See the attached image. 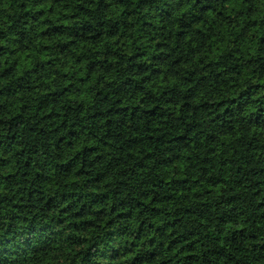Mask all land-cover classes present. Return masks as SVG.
Returning <instances> with one entry per match:
<instances>
[{
  "label": "clouds",
  "instance_id": "9594fccd",
  "mask_svg": "<svg viewBox=\"0 0 264 264\" xmlns=\"http://www.w3.org/2000/svg\"><path fill=\"white\" fill-rule=\"evenodd\" d=\"M0 264H264V0H0Z\"/></svg>",
  "mask_w": 264,
  "mask_h": 264
}]
</instances>
